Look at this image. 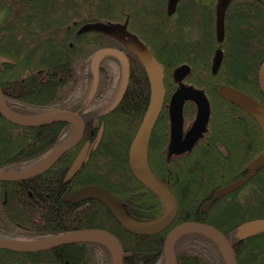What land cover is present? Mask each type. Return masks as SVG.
I'll list each match as a JSON object with an SVG mask.
<instances>
[{
	"label": "trees",
	"instance_id": "16d2710c",
	"mask_svg": "<svg viewBox=\"0 0 264 264\" xmlns=\"http://www.w3.org/2000/svg\"><path fill=\"white\" fill-rule=\"evenodd\" d=\"M0 0V91L17 115L34 117L69 111L85 124L81 142L41 176L0 183V239L39 241L79 230H102L122 246L123 264H166L164 240L174 227L199 223L219 231L237 264H264V235L240 239L241 227L264 220V168L243 188L214 202V192L245 175V167L264 150L258 124L218 95L226 86L264 106L257 72L264 60V7L257 0ZM164 70V104L176 90L175 71L201 91L210 105L208 132L190 153L168 154L169 118L161 111L151 133L147 161L168 184L177 214L164 232L134 236L124 231L97 202L72 203L71 189L95 185L119 201L137 221H152L161 202L130 174L128 149L150 99L149 78L140 58L110 30L123 24ZM220 20V22H219ZM115 49L128 59L129 79L118 106L111 109L121 67L105 57L96 74L94 53ZM222 51L214 72L212 58ZM112 102V103H111ZM194 106L184 107L185 121ZM189 115V116H188ZM101 139L95 149L97 135ZM74 130L64 123L40 128L12 125L0 116V172L38 164ZM87 160L74 178L66 174L84 144ZM224 147L225 152L216 145ZM177 264H226L218 246L199 234H185L174 246ZM0 264H112L98 244H73L40 253L0 250Z\"/></svg>",
	"mask_w": 264,
	"mask_h": 264
},
{
	"label": "water",
	"instance_id": "95a60500",
	"mask_svg": "<svg viewBox=\"0 0 264 264\" xmlns=\"http://www.w3.org/2000/svg\"><path fill=\"white\" fill-rule=\"evenodd\" d=\"M226 1L227 0H220L218 10H220L221 4L223 2L226 3ZM257 2L264 7V0H257ZM127 24L128 19H126L123 25H110V30L116 33L117 37L125 39V42L140 58L144 64L150 83L149 104L129 146L127 156L128 168L135 180L161 201L163 211L158 218L150 222L136 221L127 214L123 205H121L107 190L95 185L78 188L67 194L65 199L72 203L86 201L98 202L107 209L124 231L134 236L148 237L164 232L173 223L177 214V202L167 184L161 183L155 178L147 162L150 136L161 112L165 97L163 69L151 52L134 35L127 32ZM105 57L116 58L121 65L120 86L111 107V109H113L119 104L125 94L129 79V64L122 52L114 49H102L97 51L90 60V69L93 75L96 74L101 61ZM220 59L221 53L217 51L212 67L214 72L219 66ZM0 62H6V60L1 59ZM184 73V68L175 71L174 77L178 87L171 96L167 106L170 144L172 150H175L178 154L190 152L203 138L204 134L207 132L210 117V107L205 95L193 87L182 84ZM257 83L259 91L264 97V60L257 72ZM218 95L225 102L242 110L256 121L260 127L261 139L264 143V107L253 98L226 86L220 87ZM186 103H192L195 106L196 116L191 128L183 135V108ZM0 116L8 123L24 128H40L55 123H64L72 126L74 130L71 138L55 147L35 166L18 172H0V183L25 182L44 174L64 154L80 143L85 129L81 117L69 111L47 113L34 117L17 115L8 108L1 91ZM100 134L98 135L97 142L100 138ZM174 143L177 145L176 149H173L172 145ZM88 146V144H85L75 158L66 174L65 183L70 182L86 162ZM172 153L175 152L168 154ZM262 168H264V152L246 166L245 175L241 179L216 190L212 196V201H218L239 190L248 181L254 178L257 172ZM210 204L211 202L206 204L204 209H207ZM185 234H199L207 237L218 246L226 264H236L233 250L226 238L216 229L199 223L181 224L173 228L167 234L163 247L166 264H177L174 246L178 238ZM263 234L264 220H255L245 223L241 227L240 239L247 240ZM73 244H98L105 246L112 254V264H123V249L119 241L110 233L102 230H79L39 241L0 239V250L12 253L32 254Z\"/></svg>",
	"mask_w": 264,
	"mask_h": 264
},
{
	"label": "flooded vegetation",
	"instance_id": "af4514ba",
	"mask_svg": "<svg viewBox=\"0 0 264 264\" xmlns=\"http://www.w3.org/2000/svg\"><path fill=\"white\" fill-rule=\"evenodd\" d=\"M214 55H215V54H214ZM213 62H214V56H213V58H212V64H213ZM0 64H2V63H0ZM190 105H192V104H190ZM117 106H118V105H117ZM117 106H116V107H117ZM192 106H193V105H192ZM116 107H115V108H116ZM164 107H166V104L163 105V108H164ZM115 108H114V109H115ZM163 108H162V110H163ZM189 111L193 112L192 109H190ZM194 117H195V108H194ZM194 117H193V119H194ZM184 119H185V118H184ZM83 122H84V121H83ZM184 122H185V121H184ZM258 127H259V125H258ZM84 128H85V124H84ZM184 131L187 132L188 129L185 128ZM259 131H260V134H261L260 127H259ZM100 132H101V134H100ZM84 133H85V129H84ZM84 133H83V136H84ZM99 134H100V138H99L98 142H97V140H96V143H95L96 146H95V144H94L93 147H92V149H95V148L97 147V145H98V143H99V141H100V139H101L102 129H100L98 135H99ZM184 134H185V133H183V135H184ZM98 135H97V138H98ZM169 135H170V132H169ZM83 136H82V138H83ZM81 140H82V139H81ZM80 142H81V141H80ZM87 144L89 145V143H87ZM84 145H85V144H84ZM172 146H173V149H176V147H177V145H176L175 143H174ZM216 147H217V149L221 150L222 152H225L224 147H223L222 145L217 144ZM82 148H83V147H82ZM82 148H81V149H82ZM89 148H90V145L88 146V151H89ZM169 148H170V150H169ZM81 149H80V150H81ZM71 150H72V149H71ZM166 151H167V153H171V152H175V153H176V151H175V150H172V148H171L170 139H169V145L167 146ZM68 152H69V151H68ZM79 152H80V151H79ZM78 154H79V153H78ZM78 154H77V155H78ZM176 154L179 155L178 153H176ZM181 154H182V153H181ZM87 155H88V153H87ZM76 157H77V156H76ZM86 160H87V159H86ZM127 160H128V159H127ZM73 162H74V161H73ZM56 163H57V162H56ZM54 165H55V164H54ZM54 165H53V166H54ZM53 166H52V167H53ZM52 167H51V168H52ZM245 168H246V167H245ZM69 169H70V168H69ZM80 170H81V169H80ZM47 171H48V170H47ZM244 172H245V171H244ZM78 173H79V172H78ZM78 173H77V174H78ZM77 174H76V175H77ZM40 176H41V175H40ZM38 177H39V176H38ZM242 177H243V176H242ZM242 177H241V178H242ZM36 178H37V177H36ZM241 178H240V179H241ZM238 180H239V179H238ZM236 181H237V180H236ZM234 182H235V181H234ZM248 182H249V181H248ZM248 182H247V183H248ZM232 183H233V182H232ZM247 183H246V184H247ZM230 184H231V183H230ZM246 184H245V185H246ZM245 185H244V186H245ZM244 186H242L241 188H243ZM241 188H240V189H241ZM72 190H74V189H71V188H70V191H72ZM237 191H238V190H237ZM229 195H230V194H229ZM227 196H228V195H227ZM221 199H222V198H221ZM210 202H211V204L209 205L208 208H210V206L214 203V201H212V198H211V201H210ZM208 203H209V202H208ZM208 203H207V204H208ZM205 206H206V205H205ZM205 206H204V207H205ZM204 207L202 208V211H206V210H208V208H207V209H204ZM251 239H252V238H251ZM247 240H248V239H247ZM243 241H244V240H243Z\"/></svg>",
	"mask_w": 264,
	"mask_h": 264
},
{
	"label": "rangeland",
	"instance_id": "374dc122",
	"mask_svg": "<svg viewBox=\"0 0 264 264\" xmlns=\"http://www.w3.org/2000/svg\"><path fill=\"white\" fill-rule=\"evenodd\" d=\"M165 76V75H164ZM165 78H166V76H165ZM112 102H114V100L112 101ZM111 102V103H112ZM189 112H191V111H189ZM189 116V115H188ZM193 117H194V113L192 112L191 113V115L188 117V119L185 121V127L187 128L190 124H191V122L193 121Z\"/></svg>",
	"mask_w": 264,
	"mask_h": 264
}]
</instances>
